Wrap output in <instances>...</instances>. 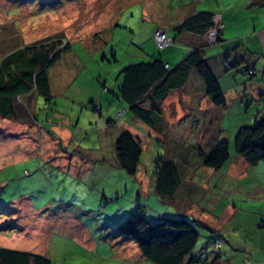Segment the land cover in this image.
I'll list each match as a JSON object with an SVG mask.
<instances>
[{"label":"rangeland","instance_id":"rangeland-1","mask_svg":"<svg viewBox=\"0 0 264 264\" xmlns=\"http://www.w3.org/2000/svg\"><path fill=\"white\" fill-rule=\"evenodd\" d=\"M251 1L0 0V59L42 38L70 41V49L48 69L50 101L27 97L31 115L26 123L0 116V206L9 208L0 214V246L46 255L51 264H130L126 260L135 256L127 245L137 249L136 244L117 237L116 229L134 211L154 224L160 216L192 220L218 205L217 213L227 202L238 211L226 228L249 226L252 211L261 205L249 196H264V162L237 178L233 138L263 108L264 93L251 85L262 84L264 70L256 66L249 75L246 66L239 67L243 60L232 63L248 57L244 50L252 52V60L264 61L261 51L250 48L251 33H256L255 47H262L264 4ZM200 10L212 11L215 20L224 16L220 22L228 23L223 40L203 48L226 103L218 107L219 117L214 112L196 131H189L195 121L188 116L171 118L169 107L150 126L118 97L121 69L177 48L187 53L174 27ZM157 28L174 42L158 48ZM200 80L195 71L190 74V82L198 86ZM124 131L141 147L135 176L120 167L115 152V139ZM219 140L228 142L230 157L215 169L203 164L198 146L207 150ZM158 156L173 160L181 177L170 202L155 190ZM10 220L17 226L1 227ZM199 229L194 254L202 260L215 249L206 243L208 230ZM233 243L224 242L228 255L237 252L229 264H264L258 245L253 261L250 253L244 259Z\"/></svg>","mask_w":264,"mask_h":264},{"label":"trees","instance_id":"trees-1","mask_svg":"<svg viewBox=\"0 0 264 264\" xmlns=\"http://www.w3.org/2000/svg\"><path fill=\"white\" fill-rule=\"evenodd\" d=\"M252 4L260 6L264 0H253ZM214 23L212 11L200 10L184 17L174 28L178 33L188 31L204 37ZM220 32L215 43L221 39ZM172 39L174 42L175 38ZM206 44L205 39L200 40L173 67L166 66L158 57L125 65L121 69L118 97L137 119L153 126L160 119L158 116L162 115V103L168 93L181 89L195 71L203 81L209 101L215 106H224V92L204 56ZM69 49L70 41L66 39L42 38L5 54L0 59V116L15 120L23 118L22 121L26 123L31 115L27 97L33 94L35 98L41 96L49 102L51 88L48 69ZM247 67V71L254 74V68ZM32 117L36 120L34 113ZM233 143L235 153L249 165L264 162V108L257 111L252 124H243L236 130ZM114 146L120 167L128 175L135 176L141 154L139 141L132 133L124 131L116 137ZM228 147L226 140H219L207 150L198 146V155L204 165L217 169L230 157ZM155 161H159L153 170L155 190L170 202L181 184L178 168L173 160L161 156ZM6 209L0 206V214L5 213ZM16 226L10 220L1 227ZM199 226L203 224L195 218L187 220L165 216L157 217L154 224H150L143 214L134 211L117 224L116 236L133 241L141 254L155 264H214L219 249L215 243L221 238L213 232L205 236L208 243L214 244L215 250L211 253L217 257L212 258L209 253L200 260L194 256L200 236ZM221 263L219 261L217 264ZM0 264H51V261L40 253L0 246Z\"/></svg>","mask_w":264,"mask_h":264},{"label":"crops","instance_id":"crops-1","mask_svg":"<svg viewBox=\"0 0 264 264\" xmlns=\"http://www.w3.org/2000/svg\"><path fill=\"white\" fill-rule=\"evenodd\" d=\"M252 1L250 2L251 4H252ZM254 6H256V5H254ZM220 20L223 21L224 16L221 17ZM220 20L214 19V21H220ZM178 23H176V25ZM227 26H228V23L223 22V27H222V30L220 32V37H221L220 41L223 40L221 35H223L225 28H227ZM259 34L262 35V37H263L262 38L260 36L261 42H262L261 43L262 47H260V48L258 46L255 47L256 33H251L250 38H251L252 43L250 45V48L257 50L258 52L261 51V53L259 55L264 57V30H262ZM179 36L182 37L183 42L187 45V48H188L187 51H189L200 40L204 41L203 36H201L200 38H197V34H194V33L188 32V31H186L184 33L182 31L179 32ZM243 47L245 48L244 45H243ZM172 52L173 51H170V52L165 53V54L162 53V55L159 57L160 59H162L165 62L166 66H168V67H171V64H173L172 62H176L177 60H179L181 58V56L186 55V53L184 51H182V49H178V48L176 51H174L173 53ZM245 52L248 55V57H245L243 59L242 58L236 59L232 63L233 66H237L236 64L239 63L240 60H243L239 63L240 64L239 67H241V66L247 67L248 66L247 68H255L256 66H258L262 70H264V61L262 62L263 64L258 63L259 59L256 58V59L252 60V56H251L252 52L250 50H246V51L244 50V52H242V53H245ZM205 54H206V51L204 52V56H205ZM239 54H241V53H239ZM206 58H207V61H209L210 57H206ZM174 60H176V61H174ZM245 70H246V72H248L246 68H245ZM250 74L251 73H249V75ZM261 81H262L261 82L262 84H259V85L253 84V85H251V87L253 86L255 88V92L262 90L261 94H263L264 93V81L263 80H261ZM199 82H200V84L197 86V81H195L194 83L190 82V77H189L188 81L186 82V84L181 89L170 91L162 103V112L165 113L164 112L165 107H169L170 108V110H169L170 114L169 115L171 118L178 120L179 118L181 119L183 117L188 116V120L190 122L195 121V124L192 123L191 127H189V131H193V130L196 131L198 128H200L202 126V124H204L205 118L208 120H211L212 117L215 115V113L219 117L218 107H220V106H215L209 101V99L207 98V96L205 95V92H204L203 81L200 80ZM49 83H50V80H49ZM223 92H224V90H223ZM235 93L237 94V91H235ZM224 95H225V93H224ZM263 108H264V102H263ZM184 130L187 131V128H185ZM240 157L241 156H236V158H235L236 160L234 161V165H235V162H237V164L239 163L238 165H236L238 168V172L236 173L238 176L237 178H240L241 176H248L249 175L248 171L250 170V167L253 166V165H249L246 161H244V159L242 157H241L242 159ZM254 167H256V166H254ZM233 171H234V173L236 172V170H233ZM255 175H256V173H255ZM249 198L251 200L254 198L252 201H260V203H261V205H258V207H256L257 212L252 211L251 217L248 219V221H251L249 226H245V222H244V224H242V226H240V229H238L239 225H233L231 228H228V226H227V228H226V225L230 221L231 217L234 214H236L238 211L237 207H235L234 205H231L227 202L224 203V207L222 208V210L220 212H217V213L215 212L216 210H218V207H219L217 205V207L214 209L215 211L213 213L205 212V211L199 212L198 216L196 218L194 217L201 224H203V226H199V228H201V229L204 228V229L208 230V234H212L210 232H213L214 235H218V237L221 238V240H222L221 245L218 249V254H217L218 258L215 260L214 264H217L219 261H222L221 264H229L231 262V259L234 260L233 257L237 255V252H235V255L230 256V255H228L229 253H227V248H224V242L230 243V239H233V242H234L233 244L236 246V248H234V249L235 250L240 249L242 251L240 254L244 255V256H242L244 259L247 260L248 258H246V256L250 253L252 256V260L253 261L256 260V258L258 256L256 254H254L255 250H256L255 245H258L260 247V249L262 250L263 256H264V196H249ZM124 243H126V242H124ZM206 243L208 244L207 240H206ZM207 244L205 245L206 249L208 248ZM127 247L129 249L130 253L135 257L131 258V259L126 258L127 259L126 263H130V264L153 263V262L147 260L141 254V252L137 246H136L137 249H135L133 246H130L128 243ZM239 247H241V248H239ZM25 251H29V250H25ZM31 252H34V251H31ZM215 255H216L215 253H211L212 258L217 257ZM194 256H196V255L194 254ZM227 257H229V258H227ZM123 260H125V259H123ZM153 264H155V263H153Z\"/></svg>","mask_w":264,"mask_h":264},{"label":"built area","instance_id":"built-area-1","mask_svg":"<svg viewBox=\"0 0 264 264\" xmlns=\"http://www.w3.org/2000/svg\"><path fill=\"white\" fill-rule=\"evenodd\" d=\"M222 27H223V23H221L220 21H215L214 25L205 34L204 36L205 41L207 43H215ZM153 36L158 48L168 46L173 42L172 37H170L168 33L161 28L155 29L153 32ZM220 245H221V240L216 241L215 247L219 248Z\"/></svg>","mask_w":264,"mask_h":264},{"label":"flooded vegetation","instance_id":"flooded-vegetation-1","mask_svg":"<svg viewBox=\"0 0 264 264\" xmlns=\"http://www.w3.org/2000/svg\"><path fill=\"white\" fill-rule=\"evenodd\" d=\"M200 264V263H199ZM207 264H209V263H207Z\"/></svg>","mask_w":264,"mask_h":264}]
</instances>
